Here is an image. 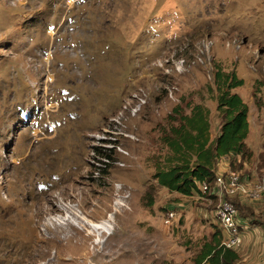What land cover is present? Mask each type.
<instances>
[{
    "label": "rangeland",
    "instance_id": "1",
    "mask_svg": "<svg viewBox=\"0 0 264 264\" xmlns=\"http://www.w3.org/2000/svg\"><path fill=\"white\" fill-rule=\"evenodd\" d=\"M217 68L248 106L230 169L264 183V0H0V264H197L217 202L154 174L174 108L208 107L219 133Z\"/></svg>",
    "mask_w": 264,
    "mask_h": 264
},
{
    "label": "trees",
    "instance_id": "2",
    "mask_svg": "<svg viewBox=\"0 0 264 264\" xmlns=\"http://www.w3.org/2000/svg\"><path fill=\"white\" fill-rule=\"evenodd\" d=\"M216 89V110L221 116L219 133L211 137L209 108L199 103L183 113L177 107L168 115V125L163 127L160 140L167 153L162 166L154 174L157 183L171 191L183 195L198 192V182L213 181L218 159L229 157V167L252 155L246 143L249 133L248 106L233 89L242 85V78L235 72L216 69L213 76ZM97 162L107 165L112 160L110 154L96 150ZM97 173L105 174V169L97 168ZM239 216L255 220L257 214L252 207L231 199ZM220 230L213 232L200 249L197 264H237L239 256L235 248L221 245Z\"/></svg>",
    "mask_w": 264,
    "mask_h": 264
},
{
    "label": "built area",
    "instance_id": "3",
    "mask_svg": "<svg viewBox=\"0 0 264 264\" xmlns=\"http://www.w3.org/2000/svg\"><path fill=\"white\" fill-rule=\"evenodd\" d=\"M198 193L207 194L216 200L214 214L221 228L225 231L221 245L227 248H237L242 243L241 227L238 224V209L231 198L239 193L244 194L250 200L260 199L264 190V183L257 182L250 185L244 182V178L238 171L228 170L215 175L213 181L197 183ZM176 219L175 209L167 208L163 215V223L171 224Z\"/></svg>",
    "mask_w": 264,
    "mask_h": 264
},
{
    "label": "crops",
    "instance_id": "4",
    "mask_svg": "<svg viewBox=\"0 0 264 264\" xmlns=\"http://www.w3.org/2000/svg\"><path fill=\"white\" fill-rule=\"evenodd\" d=\"M246 143H247V137H246ZM230 170L229 167V157L228 156H222L218 159L215 173L219 174L222 172H226ZM254 179L249 182L248 180H244L245 183H248L250 185H254L255 176H252ZM231 199H237L240 204L250 206L254 210V212L257 214L259 211L257 208H254L255 203L249 204V202L246 200V197L244 194L239 193L238 195L233 196ZM255 200V199H254ZM258 200V199H257ZM215 216V214H214ZM240 219L248 220V225L245 226L244 224L239 221ZM216 225L218 229L220 230L222 237L225 235V231L221 228L219 222L217 221L215 217ZM238 224L241 227V235H242V243L240 246L242 250H245L248 254L247 258L250 261V264H262L264 263V222L255 224L253 219L238 216ZM239 258L243 255L240 254L241 251L236 250Z\"/></svg>",
    "mask_w": 264,
    "mask_h": 264
},
{
    "label": "bare ground",
    "instance_id": "5",
    "mask_svg": "<svg viewBox=\"0 0 264 264\" xmlns=\"http://www.w3.org/2000/svg\"><path fill=\"white\" fill-rule=\"evenodd\" d=\"M48 76H49L48 79H50L51 75H48ZM39 134H40V132L35 130V132L33 133V136H34L35 140H40L42 138H46V139L51 140V139H53L55 137V134L45 135L43 137H40ZM107 223H108V220H103L101 222H98V223L94 224V228L103 231L107 227Z\"/></svg>",
    "mask_w": 264,
    "mask_h": 264
}]
</instances>
